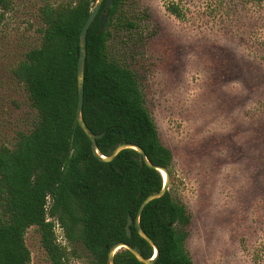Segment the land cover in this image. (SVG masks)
I'll use <instances>...</instances> for the list:
<instances>
[{
    "label": "rangeland",
    "instance_id": "rangeland-1",
    "mask_svg": "<svg viewBox=\"0 0 264 264\" xmlns=\"http://www.w3.org/2000/svg\"><path fill=\"white\" fill-rule=\"evenodd\" d=\"M71 0H0V146L36 114L12 69L40 44L39 8ZM177 8V14L170 7ZM107 51L135 76L172 154L169 192L190 215L193 264H264V0H126ZM67 264H91L54 223ZM30 264H51L31 227Z\"/></svg>",
    "mask_w": 264,
    "mask_h": 264
},
{
    "label": "trees",
    "instance_id": "trees-1",
    "mask_svg": "<svg viewBox=\"0 0 264 264\" xmlns=\"http://www.w3.org/2000/svg\"><path fill=\"white\" fill-rule=\"evenodd\" d=\"M86 34L81 116L94 134L95 147L108 157L120 144L143 150L148 162L167 169L171 181L172 154L160 141L145 108L134 74L108 55L114 25L124 24L126 0H112L103 32L99 14ZM96 0H71L39 8L40 44L28 50L12 69L22 85L36 121L28 132H18L12 148L0 146V264H30L25 234L35 227L51 264H67L66 249L56 242L54 223L69 243H80L91 264H107L115 243H125L143 258L153 247L130 226L141 202L158 193L162 176L141 165L131 149L111 162L94 155L88 137L76 123L79 35ZM170 11L177 14V8ZM190 215L168 191L149 202L139 217L141 230L157 247L153 264H193L185 249ZM115 264H141L126 249L114 255Z\"/></svg>",
    "mask_w": 264,
    "mask_h": 264
},
{
    "label": "water",
    "instance_id": "water-1",
    "mask_svg": "<svg viewBox=\"0 0 264 264\" xmlns=\"http://www.w3.org/2000/svg\"><path fill=\"white\" fill-rule=\"evenodd\" d=\"M102 2H103V0H96L93 8L91 9L89 16L87 17V19H86V21H85V23L81 29L80 35H79V56H78V61H77L78 101H77V109H76V123L80 127V129L85 133V135L88 137V139L90 141L92 152L101 161L111 162L120 151L125 150V149H131V150H134L135 152H137V154L139 155L141 165L144 164L148 168L158 171L160 173V175L162 176L163 185H162L161 190L158 193H154V194L147 196L141 202V204H140V206L136 212V216H135L134 221L128 216L127 217V223L125 225L126 235H127V237H130V235H131L130 226L132 224H134V227H135L137 234L143 240H145L147 243H149L153 247V250H154L153 256L150 259H145L135 249H133L132 247H130L129 245H127L125 243L113 244L110 247L108 254H107V264H115L114 263V255L117 252H119L121 249L128 250L137 259V261L140 262L141 264H153L155 259L157 258L158 250H157V247L152 242V240L141 230V228L139 226V217L142 213L143 208L149 202L153 201L154 199H158V198L162 197L168 191L169 185H170V175H169L167 169L150 164L148 162L143 150L141 148H139L138 146L133 145V144H120L112 151V153L108 157L100 156L96 150L95 143H96V140L102 136V134L92 133L89 130V128L85 125V123L82 119V116H81L82 103H83V86H84V74H83L84 73V59H85V55H86V34H87V30H88L90 24L92 23L94 18L98 15V13L101 9V6H102ZM111 6H112V0H107L105 6L103 7L102 12L99 14V30L97 32L98 35L101 32H103L105 29L106 22L108 19L109 9L111 8Z\"/></svg>",
    "mask_w": 264,
    "mask_h": 264
}]
</instances>
